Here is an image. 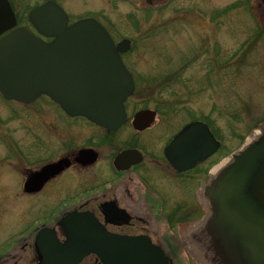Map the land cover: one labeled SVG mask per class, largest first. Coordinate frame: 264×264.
Wrapping results in <instances>:
<instances>
[{"label":"flooded vegetation","instance_id":"1","mask_svg":"<svg viewBox=\"0 0 264 264\" xmlns=\"http://www.w3.org/2000/svg\"><path fill=\"white\" fill-rule=\"evenodd\" d=\"M128 51L121 56L135 91L118 126L71 113L48 94L18 100L23 124L3 131L0 141V157L9 162L2 171L10 170L0 176V264H62L71 213L92 214L113 233L148 241L170 264H222L224 249L209 228L208 189L223 168V139L206 114L171 103L139 105V79L148 87L151 81L135 75ZM146 109L152 116L136 125ZM193 121L207 123L220 142L204 158L175 140ZM75 264L104 263L90 252Z\"/></svg>","mask_w":264,"mask_h":264},{"label":"water","instance_id":"2","mask_svg":"<svg viewBox=\"0 0 264 264\" xmlns=\"http://www.w3.org/2000/svg\"><path fill=\"white\" fill-rule=\"evenodd\" d=\"M29 19L38 33L18 25L11 1L0 0L3 95L32 101L46 93L71 113L109 127L121 124L126 119L125 101L135 91V80L121 56L131 39L117 43L94 17L70 23L68 12L55 0L33 7ZM151 113L138 112L135 124L141 125ZM175 140L184 149L202 150L200 158L220 146L201 121L188 124ZM208 191L213 205L209 228L212 240L224 249L221 263L264 264V128L233 153ZM66 220L70 230L62 246V264H75L90 252L104 264H170L148 241L113 233L92 214L71 213Z\"/></svg>","mask_w":264,"mask_h":264},{"label":"rangeland","instance_id":"3","mask_svg":"<svg viewBox=\"0 0 264 264\" xmlns=\"http://www.w3.org/2000/svg\"><path fill=\"white\" fill-rule=\"evenodd\" d=\"M10 1L18 25L34 29L29 12L48 0ZM56 1L71 22L96 16L116 42L130 38L126 60L137 77L151 81L148 87L139 79V105L171 103L206 114L223 139V165L264 128L263 0ZM24 110L0 92V141L9 127L23 124ZM2 158L4 178L10 170L2 171L9 163Z\"/></svg>","mask_w":264,"mask_h":264},{"label":"bare ground","instance_id":"4","mask_svg":"<svg viewBox=\"0 0 264 264\" xmlns=\"http://www.w3.org/2000/svg\"><path fill=\"white\" fill-rule=\"evenodd\" d=\"M260 132V130H256L250 137H249V141H251L254 137H256L258 135V133Z\"/></svg>","mask_w":264,"mask_h":264}]
</instances>
